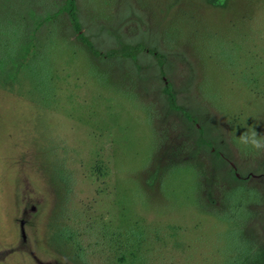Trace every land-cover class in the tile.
<instances>
[{
  "label": "rangeland",
  "instance_id": "374dc122",
  "mask_svg": "<svg viewBox=\"0 0 264 264\" xmlns=\"http://www.w3.org/2000/svg\"><path fill=\"white\" fill-rule=\"evenodd\" d=\"M66 1L0 0V264H264V0Z\"/></svg>",
  "mask_w": 264,
  "mask_h": 264
},
{
  "label": "trees",
  "instance_id": "16d2710c",
  "mask_svg": "<svg viewBox=\"0 0 264 264\" xmlns=\"http://www.w3.org/2000/svg\"><path fill=\"white\" fill-rule=\"evenodd\" d=\"M65 7H66V11H67L70 19L72 20V25L75 29V32L78 34V38L90 49L91 53L94 56H96V57L100 56L101 55L100 52L92 46V44L89 42L88 39H86V37L84 35L80 34L81 27H80L78 20H77V13H76V7L74 5V0H67ZM141 50H142V48L137 46V47H133V48L128 49V50L126 49L125 52H123V53L118 52V54L120 56H124V57H126V56L134 57L136 55V53H139Z\"/></svg>",
  "mask_w": 264,
  "mask_h": 264
},
{
  "label": "clouds",
  "instance_id": "9594fccd",
  "mask_svg": "<svg viewBox=\"0 0 264 264\" xmlns=\"http://www.w3.org/2000/svg\"><path fill=\"white\" fill-rule=\"evenodd\" d=\"M237 143L245 155L249 150H264V134H259L254 128H249L237 137Z\"/></svg>",
  "mask_w": 264,
  "mask_h": 264
}]
</instances>
